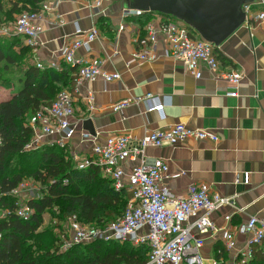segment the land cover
Instances as JSON below:
<instances>
[{"label":"crops","instance_id":"0c3cea01","mask_svg":"<svg viewBox=\"0 0 264 264\" xmlns=\"http://www.w3.org/2000/svg\"><path fill=\"white\" fill-rule=\"evenodd\" d=\"M10 1L14 0H5V11L10 9ZM130 1L48 0L51 9L36 21L42 33L31 45L33 51L29 62L41 65V68L61 69L62 63L66 62V49L77 38L75 32L80 29L86 33L96 27L99 38L88 48L76 51V59H100L106 72L121 75L119 81L111 83L97 79L77 84L75 78L72 92L76 114L72 121L76 135L68 149L72 159L74 155L88 158L95 144L103 145L109 138L123 135L142 138L177 124L216 135L217 142L186 141L160 149L148 148L145 154L149 160L160 159L168 165L169 177L162 186L175 197H183L192 184H207L214 193L233 200V206L219 209L211 219L218 229H229L235 235L236 248L226 250L223 231H220L214 237L205 236L202 252L205 264H211L214 258L221 264H237L240 254L247 250L249 239L237 232L238 227L250 217L264 221V22L249 20L219 47L213 46L221 65L229 72L242 75L236 95L229 96L230 84L217 78L208 67L202 66V78L196 79L182 62L166 57L162 36H159L149 61L133 62L142 50L141 43L148 37L147 25L159 26L167 21L186 23L173 16L153 13L143 27L136 19L140 13L126 15L129 11L137 12L128 10ZM259 1H253L254 11L258 10ZM13 25L3 24L2 29L8 30V34L0 37H10V33L16 35ZM22 75L21 72L14 75L17 79L14 88H1L0 101L14 96L16 87H21L19 79ZM91 95L94 97L93 110L87 104ZM147 95L164 105L163 115L149 111L152 103L157 104L155 100L130 104L120 112L112 110L117 103ZM88 120L93 123L95 136L84 128V122ZM82 133H88L92 139L82 141ZM47 143H54V138H46L40 145ZM139 164L138 160H129L122 168L129 174ZM24 192L30 191L26 188L13 192L19 200L18 205L28 204L34 198H26L28 194ZM5 214L6 209L0 210V219ZM228 216L232 217L230 222L226 221ZM220 246L225 252L217 248Z\"/></svg>","mask_w":264,"mask_h":264},{"label":"built area","instance_id":"2783aa9c","mask_svg":"<svg viewBox=\"0 0 264 264\" xmlns=\"http://www.w3.org/2000/svg\"><path fill=\"white\" fill-rule=\"evenodd\" d=\"M256 6V11L253 10V4L244 7L245 23L249 20L264 22V0H260ZM50 9L46 2L42 6V13ZM41 14H21L12 30L15 34L24 36L28 44L34 45L42 33V28L36 24ZM126 15H138V12L129 11ZM146 31L148 37L141 43L142 50L136 54L133 62L149 61L159 36H162L166 57L182 62L196 79L202 78L201 67H208L217 78L230 84L232 91L229 96L236 95L242 80L241 73L227 71L213 55V45L196 36L186 24L175 21H167L159 26L149 24ZM6 34L8 30L0 28V36ZM99 34L96 27L86 33L78 29L75 32L77 38L65 51V61L78 68L77 84L97 79L111 83L121 79L119 73L106 72L103 68L104 62L100 59H76V51L82 47L88 48L99 38ZM73 94L72 91H61L51 107H43L31 117L29 125L33 131V143L29 148L40 146L46 138H54L55 144L70 149L69 143L76 135L72 121L75 120L76 114ZM153 100L158 101L152 95L142 99H129L115 104L112 110L120 112L130 104L141 101L152 103ZM156 103L150 105L149 111L163 115L164 105L159 101ZM87 104L90 110L95 108L92 95L87 98ZM81 138L82 141L92 139L88 133H82ZM200 140L217 142L218 137L208 131L192 130L183 124H177L169 129L148 133L142 138H133L130 135L109 138L103 145L95 144L88 158L74 155L72 160L79 170L97 166L112 181L117 192L127 190L132 197L124 215L104 227L85 225L76 220L71 222L70 231L61 235L60 250L67 251L75 245L98 240L130 242L136 247L150 248L145 264H205L202 252L205 236L214 237L220 231H223L222 241L226 250H234L235 235L229 229H218L211 219L212 214L219 209L233 206V200L214 193L207 184H192L183 197H175L162 186L163 181L169 177L168 165L160 159L149 160L145 154L148 148L160 149L186 141ZM129 160H138L140 164L126 174L122 165ZM18 189L25 190L26 186L22 184ZM33 213L34 210L27 204L18 205L15 210V215L23 220H28ZM231 219L232 217L228 216L226 221L230 222ZM237 232L249 237L247 250L240 254L237 264H244L252 259L254 248L264 253L262 219L250 217L238 227ZM236 256L238 257V254ZM211 264L221 262L214 258Z\"/></svg>","mask_w":264,"mask_h":264},{"label":"trees","instance_id":"16d2710c","mask_svg":"<svg viewBox=\"0 0 264 264\" xmlns=\"http://www.w3.org/2000/svg\"><path fill=\"white\" fill-rule=\"evenodd\" d=\"M47 1L14 0L5 11V0H0V28L25 12L41 14ZM152 15L140 13L137 22L146 27ZM10 38L0 37V83L12 89L17 80L14 75H23L19 93L0 101V210L6 209L0 219V264H145L150 252L147 246L98 240L63 251V232L39 231L44 215L55 208L63 212L57 217L59 228L72 216L85 225L104 227L124 215L132 195L127 190L117 192L97 166L79 170L67 147L47 143L29 149L33 143L31 117L41 108L51 107L61 91H73L78 68L67 62L59 70L38 67L29 62L33 46L25 44L27 39L18 34ZM215 50L213 47L214 56ZM29 167V176L42 191L28 201L34 213L23 220L15 215L19 200L13 192L23 184V172ZM252 253L244 264H264L261 250L254 248Z\"/></svg>","mask_w":264,"mask_h":264},{"label":"water","instance_id":"95a60500","mask_svg":"<svg viewBox=\"0 0 264 264\" xmlns=\"http://www.w3.org/2000/svg\"><path fill=\"white\" fill-rule=\"evenodd\" d=\"M254 0H131L128 10L173 16L199 34L214 47H219L246 22L243 7ZM84 128L95 136L91 120Z\"/></svg>","mask_w":264,"mask_h":264},{"label":"rangeland","instance_id":"374dc122","mask_svg":"<svg viewBox=\"0 0 264 264\" xmlns=\"http://www.w3.org/2000/svg\"><path fill=\"white\" fill-rule=\"evenodd\" d=\"M16 22V18L15 20L12 22V24H14ZM1 26V25H0ZM11 36H14L13 33H10ZM10 37H7V38H10ZM10 39H13V38H10ZM17 81V80H16ZM3 86L1 85L0 83V91H2V88ZM21 87H16V91H13L12 95H16L19 93V90H20ZM12 92V91H11ZM9 92V93H11ZM2 100V98H1ZM35 146V145H34ZM37 147V146H36ZM32 148V147H31ZM29 148V149H31ZM35 161H34V167H35ZM31 167H29L28 170L24 171L23 172V176H24V182L23 184L26 186V188L30 191V192H24V193H27L28 195L26 196V198L28 197H36V196H40V193L42 191V188L41 186L35 182V180L33 178H31L29 176V172L31 171ZM21 191H24V190H21ZM20 197H21V194H18ZM60 213V214H59ZM63 215V212H58L57 208L54 209L53 212H47L45 215H44V223H43V226L42 228L39 230L40 232L42 231H45V230H50L52 232L56 231L57 233H62V232H65V231H70V225H71V222H73L74 220H76L77 222L79 223H82L78 217H70L68 218L66 221H64V223L62 222V227H57V217H62ZM84 224V223H82Z\"/></svg>","mask_w":264,"mask_h":264}]
</instances>
